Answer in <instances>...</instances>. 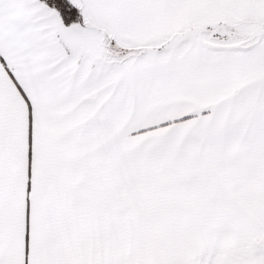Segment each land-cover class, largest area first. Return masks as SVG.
<instances>
[{
	"label": "snow or ice",
	"instance_id": "6c2138e0",
	"mask_svg": "<svg viewBox=\"0 0 264 264\" xmlns=\"http://www.w3.org/2000/svg\"><path fill=\"white\" fill-rule=\"evenodd\" d=\"M0 264H264V0H0Z\"/></svg>",
	"mask_w": 264,
	"mask_h": 264
}]
</instances>
